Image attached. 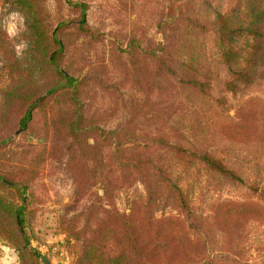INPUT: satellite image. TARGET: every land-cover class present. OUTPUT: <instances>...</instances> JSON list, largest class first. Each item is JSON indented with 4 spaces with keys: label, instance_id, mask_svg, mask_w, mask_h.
<instances>
[{
    "label": "rangeland",
    "instance_id": "374dc122",
    "mask_svg": "<svg viewBox=\"0 0 264 264\" xmlns=\"http://www.w3.org/2000/svg\"><path fill=\"white\" fill-rule=\"evenodd\" d=\"M28 1L0 0V264H97L87 230L145 192L115 149L157 132L241 178L203 173L191 211L164 210L190 264H264V0Z\"/></svg>",
    "mask_w": 264,
    "mask_h": 264
},
{
    "label": "trees",
    "instance_id": "16d2710c",
    "mask_svg": "<svg viewBox=\"0 0 264 264\" xmlns=\"http://www.w3.org/2000/svg\"><path fill=\"white\" fill-rule=\"evenodd\" d=\"M17 1L22 10V7L30 5L28 0ZM27 16L29 26L36 33L37 25L32 23L28 13ZM58 44L61 51L63 45L60 41ZM58 52L59 50L53 52L50 61L56 60ZM63 76L70 87L76 86L77 80L73 76L65 73ZM197 83L199 82L195 78L191 79V84ZM53 91L51 89L48 93ZM31 115V110L27 109L21 122L25 124ZM156 135L142 140V148L136 143L126 145L120 142L115 149L116 158L121 156L127 160L124 175L126 173L129 183L142 181L145 192L139 201H132L130 214L114 210L106 223L96 224V228L87 230L86 254L97 259V264L192 263V254L199 253L202 246L191 238L190 228L184 219L172 213L167 215L164 210L191 211L195 204V188L203 173L208 176L214 174L219 178L241 179L221 159L207 152H200L199 149L168 143L165 140L169 139L168 133L157 132ZM118 173L116 169V187L121 179ZM5 203L0 198V208L5 209ZM11 213L19 226L24 225L25 213L22 206H15ZM65 231L72 237L80 235V231L74 226H67Z\"/></svg>",
    "mask_w": 264,
    "mask_h": 264
},
{
    "label": "water",
    "instance_id": "95a60500",
    "mask_svg": "<svg viewBox=\"0 0 264 264\" xmlns=\"http://www.w3.org/2000/svg\"><path fill=\"white\" fill-rule=\"evenodd\" d=\"M42 259L44 262H46V264H48V262L46 261V257L45 256H42Z\"/></svg>",
    "mask_w": 264,
    "mask_h": 264
}]
</instances>
